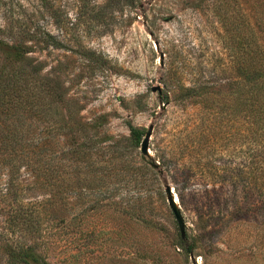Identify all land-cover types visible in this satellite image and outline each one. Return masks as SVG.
<instances>
[{"label":"rangeland","instance_id":"obj_1","mask_svg":"<svg viewBox=\"0 0 264 264\" xmlns=\"http://www.w3.org/2000/svg\"><path fill=\"white\" fill-rule=\"evenodd\" d=\"M0 39V264H264V0H0Z\"/></svg>","mask_w":264,"mask_h":264},{"label":"trees","instance_id":"obj_2","mask_svg":"<svg viewBox=\"0 0 264 264\" xmlns=\"http://www.w3.org/2000/svg\"><path fill=\"white\" fill-rule=\"evenodd\" d=\"M0 45L7 46L1 39ZM245 80L248 85L246 99L249 118L251 121L254 120L256 125L261 124V130L264 132V51L248 52ZM184 89L188 92V96L198 93L195 87ZM131 134L133 140L139 142L144 132L139 128L132 127ZM187 251L192 253L193 247H189ZM7 255L10 257L8 264H50L46 257L38 253L35 246L23 244L20 241L10 246Z\"/></svg>","mask_w":264,"mask_h":264},{"label":"water","instance_id":"obj_3","mask_svg":"<svg viewBox=\"0 0 264 264\" xmlns=\"http://www.w3.org/2000/svg\"><path fill=\"white\" fill-rule=\"evenodd\" d=\"M153 130H154L153 126H150L147 129L146 134H145L144 139H143L142 144H141L142 154L144 156L148 157L149 159L153 158L152 155L150 154V140H151V137L153 135ZM165 192L167 195V199L169 201L170 208L172 209V211L175 215V218L177 220L179 230L181 232V237H182V239H186L187 225H186L185 219L183 217V214L181 212L180 206L178 205V202L176 201V194H174V190L172 189V187L170 185L166 186ZM192 259H193V255H192Z\"/></svg>","mask_w":264,"mask_h":264},{"label":"bare ground","instance_id":"obj_4","mask_svg":"<svg viewBox=\"0 0 264 264\" xmlns=\"http://www.w3.org/2000/svg\"><path fill=\"white\" fill-rule=\"evenodd\" d=\"M176 201L178 202V197L176 196Z\"/></svg>","mask_w":264,"mask_h":264}]
</instances>
